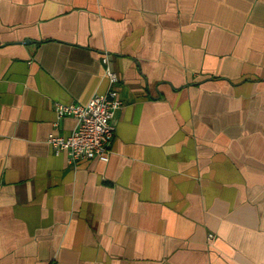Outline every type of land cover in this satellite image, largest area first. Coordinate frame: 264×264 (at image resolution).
Instances as JSON below:
<instances>
[{
	"label": "crops",
	"instance_id": "1",
	"mask_svg": "<svg viewBox=\"0 0 264 264\" xmlns=\"http://www.w3.org/2000/svg\"><path fill=\"white\" fill-rule=\"evenodd\" d=\"M106 66L108 160L72 166L54 103ZM0 264H264V0H0Z\"/></svg>",
	"mask_w": 264,
	"mask_h": 264
},
{
	"label": "built area",
	"instance_id": "2",
	"mask_svg": "<svg viewBox=\"0 0 264 264\" xmlns=\"http://www.w3.org/2000/svg\"><path fill=\"white\" fill-rule=\"evenodd\" d=\"M103 60L107 61L106 58ZM105 73L109 87L104 94H94L86 104L54 103L57 118L71 116L77 123L68 135L50 133L47 142L55 154L65 152L72 166L93 158L108 160L109 145L114 136L111 119L122 101L114 86L117 82L115 73L108 66ZM213 239L214 235L208 234V240Z\"/></svg>",
	"mask_w": 264,
	"mask_h": 264
}]
</instances>
